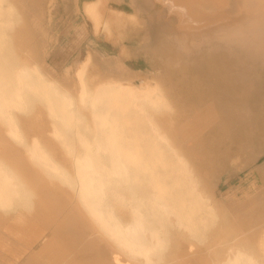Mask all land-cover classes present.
Wrapping results in <instances>:
<instances>
[{
	"label": "bare ground",
	"instance_id": "1",
	"mask_svg": "<svg viewBox=\"0 0 264 264\" xmlns=\"http://www.w3.org/2000/svg\"><path fill=\"white\" fill-rule=\"evenodd\" d=\"M45 2L0 0V132L15 133L22 140L15 110L33 114L43 106L52 126L63 130L66 142L73 144L68 153L71 179L59 176L70 190L55 183L51 174L57 169L46 155L35 149L26 157L17 150L7 152L3 159L10 168L0 165V206L8 202L19 206L15 212L20 222L25 209L34 207L52 228L45 224L47 235L46 227L29 221L30 244L0 264H37L32 257L38 254L34 250L38 243L39 253L53 254L50 264L69 251L90 264H264V217L257 226L229 236L214 258L196 256V243L212 249L203 235L208 224L201 214L208 210L214 172L187 162L167 136L170 129L163 130L171 112L187 118V124L178 127L185 156L190 153L186 136L196 124L192 120L206 115L213 118V125L223 116L229 124H250L257 114L251 101L264 98V0H129V9L113 8L108 0L85 1L83 13L95 33L101 25L108 31L113 18L117 28L139 26L146 45L149 31L157 29L158 49L152 47L151 52H158L161 66L133 71L118 54L109 62L120 73L110 75L107 85L97 83L89 89L83 79L89 58L77 59L80 88L75 94L36 67L40 52L36 17ZM84 32L81 28L77 35ZM20 56L34 67L24 66ZM95 56L110 64L103 54L95 51ZM205 70L215 71L218 88L202 91L196 80ZM184 83H194V88L185 89ZM201 100H206L203 107L180 105ZM123 102L131 108L124 118L117 110V103ZM79 144L88 146V152L80 154ZM252 146L246 147L245 159L264 180V163H258L264 147L255 151ZM220 182L215 183L218 192ZM248 192L256 197L250 209L236 214L244 213L243 218L264 207L263 187L256 185ZM236 195L222 206L231 213L240 203ZM256 237L258 246L250 242Z\"/></svg>",
	"mask_w": 264,
	"mask_h": 264
},
{
	"label": "rangeland",
	"instance_id": "2",
	"mask_svg": "<svg viewBox=\"0 0 264 264\" xmlns=\"http://www.w3.org/2000/svg\"><path fill=\"white\" fill-rule=\"evenodd\" d=\"M85 1L89 0H80L79 4H77L76 0H74V2L73 0H67L66 3H63L62 0H55L54 2L46 0L43 6V12H39L36 17V30L40 50L37 60L39 62L36 67L40 73H46L50 77L53 76L59 86L67 88L75 94L80 88L79 77L76 76L74 67V62L77 59L84 61L86 58H89L83 76L89 89L96 87L97 83V87L107 85L108 81L112 80L113 75L120 73V71L117 72L112 62H109L114 60L118 54L124 56L126 65L133 71L139 72L141 70L145 72L146 69H150L154 65L155 68L161 66L159 64L158 52L156 53L157 55L153 53V51L151 52L152 47L155 51L158 49L154 46L156 45L154 43L158 40L156 36L157 29L149 31L150 43L146 45L145 33L139 32V26L138 28L135 26L133 29H129V27L117 28L115 23L117 20L113 18L110 19L111 27L108 31L106 30L107 32L102 30L103 25H101L99 31L95 33L92 22L89 18L87 19L83 13L82 8ZM108 1L109 5L113 8L129 9V0H123L124 2L121 4H119L121 0ZM12 11L14 14L16 13L15 10ZM12 21L13 24H17L16 18L13 17ZM81 28L84 29V34L77 35L78 30ZM95 51L106 56L110 64H106L105 61L96 57ZM152 53L154 55H152ZM24 59V56H20V62ZM21 63H23L24 66L34 67L28 60ZM218 64L220 63L217 62V65ZM207 71L208 70H205V72L199 76V79L196 80L198 81V85L201 86V89H203L202 91L209 90L210 88H218L216 86H219L216 82L217 74L214 72L216 71L219 74L221 70L219 71V69H216L210 73ZM104 75L107 77L109 76V78L104 80ZM55 76H58V78ZM65 82L66 84H64ZM184 84L185 85L182 87L185 86V89L187 86V89L194 88V83H188V85L187 83ZM261 90L264 91V77L261 83ZM205 101L201 100L195 103L191 101L185 104L180 103V105L189 107L192 104L196 106L201 105L203 107ZM123 103L122 105L117 103V110L124 118L130 114L131 108L129 105L127 107L126 104L128 103ZM251 106L255 109L257 114L251 117L250 124L245 123L240 125L232 122L229 124V122L226 121V117L220 116L214 119L216 123L211 125L210 122L213 118L210 119V117L206 115L202 114L203 116L201 118L199 117L195 120H192L190 117V120L196 122V124L190 129L191 131H189V133L187 132L188 135L186 138H188L189 141L186 142V147L190 149V153L185 156L180 143L181 138L184 136L181 137L180 134H178V127L182 122L183 124H187V118L184 116L181 117L177 111V113L170 111L173 114H169L170 116L167 118L168 121L163 128V130L170 129V133L167 134V136L170 138L171 142H174L177 151L182 154L187 162L189 161L192 164L196 163L199 168L201 167L200 169L205 167V169H202L203 172L206 170H213L214 172L213 186L208 190V210H202L201 214L205 217L204 223L208 224V230L203 235L207 234L208 242H212V249L207 250L206 248H208V246L205 247L196 243V256L204 257L208 255V259L214 258V253L218 249L220 250L223 248V244L228 240L227 238L229 236L237 235L241 232V229L247 231L253 226H257V223L259 224L260 220L264 217V207H256L253 215L248 218H243L245 216L244 213L236 215L240 211H243L242 209L245 210V208H247L246 210H248L251 208V201L254 200L256 195L249 196L250 193L248 191L252 190L256 185L264 188V180L255 173L253 169L254 166L250 162L251 160L247 161L245 159L247 158L246 147H249V144L251 146L253 145L252 147L255 151L264 147L262 142L264 141V98L251 101ZM121 108L123 109L121 110ZM15 116L19 124L18 133L23 138L19 140L15 133L0 132V165L3 164L4 167L10 168L5 164L8 163L7 159H3L8 151L12 152L17 150L20 152L21 156L26 157L29 149H35L39 154L46 155L51 159L49 160L50 163L55 165L57 171L51 174L55 178V183L70 190L65 182L59 180L61 173H63L65 179H71L69 174V172H71V160L69 159L68 153L73 144L71 142H66V139L63 137V130H59L52 126V118L41 105L37 107L33 114L15 110ZM155 122L158 123L156 120ZM231 124L232 126L230 127ZM251 127H253V129ZM84 133L87 134L89 131H85ZM253 141L255 143H253ZM67 143L70 144L68 147L66 146ZM78 146L77 150L80 154L88 152L89 150L88 146L84 144H79ZM241 149L242 152H240ZM258 163H264V155L258 160ZM217 179L221 180L218 187L220 192L216 191L215 188ZM232 195H236L237 201L240 202L236 209H230L234 210L232 212L233 215L231 212L225 210L226 208L224 209L222 207H226L225 203ZM4 205V208L0 206V229L3 231L0 230V260H2V262H8V260L13 259L14 256L17 255L19 249H21L23 245L30 244L31 238L28 235L30 222L42 228L46 227V225L52 228V225L48 218L44 216L40 217L34 207H32V210L30 207H28L29 210L25 209V213H23L24 222L17 221L15 210L20 207L12 203L9 204V202ZM240 205L244 207L240 208ZM200 212L201 211H199V214ZM35 215L37 218H33ZM199 224L202 223L199 222ZM44 230L48 235V228L46 227ZM260 231L261 230H259L258 233H260ZM242 232L244 233V231ZM254 240H258V237L250 241L253 242L255 246H258ZM41 245V243H38L34 246L35 253L38 254L33 256L32 260L37 264H50V260L54 258L52 256L53 254L50 251L39 253ZM77 258L74 252L69 251L68 255L59 258L56 264H90V262L82 261Z\"/></svg>",
	"mask_w": 264,
	"mask_h": 264
}]
</instances>
